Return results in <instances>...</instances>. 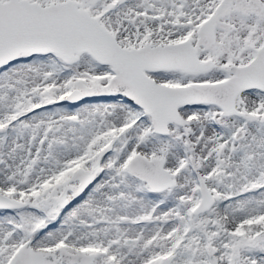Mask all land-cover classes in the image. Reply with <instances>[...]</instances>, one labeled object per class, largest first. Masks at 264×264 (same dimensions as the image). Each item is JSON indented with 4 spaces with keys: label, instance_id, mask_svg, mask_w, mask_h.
I'll use <instances>...</instances> for the list:
<instances>
[{
    "label": "snow or ice",
    "instance_id": "1",
    "mask_svg": "<svg viewBox=\"0 0 264 264\" xmlns=\"http://www.w3.org/2000/svg\"><path fill=\"white\" fill-rule=\"evenodd\" d=\"M0 264H264V0H0Z\"/></svg>",
    "mask_w": 264,
    "mask_h": 264
}]
</instances>
